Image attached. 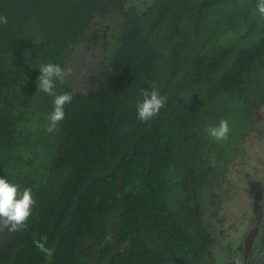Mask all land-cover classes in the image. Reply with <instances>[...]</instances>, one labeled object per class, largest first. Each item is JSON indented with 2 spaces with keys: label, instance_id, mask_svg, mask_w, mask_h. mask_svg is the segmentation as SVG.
I'll return each instance as SVG.
<instances>
[{
  "label": "trees",
  "instance_id": "trees-1",
  "mask_svg": "<svg viewBox=\"0 0 264 264\" xmlns=\"http://www.w3.org/2000/svg\"><path fill=\"white\" fill-rule=\"evenodd\" d=\"M0 17V177L36 201L25 227L0 222V264H214L231 191L264 200L257 0H0ZM42 62L70 73L53 131ZM150 86L165 104L143 122Z\"/></svg>",
  "mask_w": 264,
  "mask_h": 264
},
{
  "label": "clouds",
  "instance_id": "clouds-1",
  "mask_svg": "<svg viewBox=\"0 0 264 264\" xmlns=\"http://www.w3.org/2000/svg\"><path fill=\"white\" fill-rule=\"evenodd\" d=\"M257 12L264 16V0H257ZM0 23L6 24L7 19L0 17ZM37 68L40 73L36 81L37 92L51 97L52 111L48 116V131H53L55 125L65 116V105L72 100L71 93H57L56 86L58 83L63 84L70 73L54 62H42ZM141 96L136 103V114L138 120L146 122L159 114L164 107L165 98L155 86L143 90ZM228 131L226 121H221L217 127L209 129L210 135L217 139L225 138ZM35 203L31 188L21 190L18 184L6 177H0V222L7 226L9 231L15 232L26 226Z\"/></svg>",
  "mask_w": 264,
  "mask_h": 264
},
{
  "label": "rangeland",
  "instance_id": "rangeland-1",
  "mask_svg": "<svg viewBox=\"0 0 264 264\" xmlns=\"http://www.w3.org/2000/svg\"><path fill=\"white\" fill-rule=\"evenodd\" d=\"M254 194L256 195L255 190H252V186L248 183L246 186H239L235 192L231 191L227 200L228 205L234 210V214L226 217V223L222 224L223 229L221 228V224L211 225L214 236V249L212 253L214 264H228L230 262L228 261L229 255L232 257L234 254L242 261L243 242L238 240V234L236 233L239 230L241 220L239 222L236 217L239 214L240 219L247 218V228H251L254 225ZM261 247L263 249V246Z\"/></svg>",
  "mask_w": 264,
  "mask_h": 264
},
{
  "label": "flooded vegetation",
  "instance_id": "flooded-vegetation-1",
  "mask_svg": "<svg viewBox=\"0 0 264 264\" xmlns=\"http://www.w3.org/2000/svg\"><path fill=\"white\" fill-rule=\"evenodd\" d=\"M256 207H259L260 209H262V212H263L262 222L259 225V229H258L259 232H258V235L256 237V239H257L259 234H260L261 226H262V224L264 222V200L262 199L261 196H257L256 199H254V208L256 209ZM253 211H254V209H253ZM254 216H255V223H254L253 227H251V229L249 230L248 234L250 233V231L252 229L255 228L256 223H257V218H256L255 211H254ZM247 235H246V237H247ZM246 237H245V239H246ZM256 239H255V241H256ZM255 241H254L253 247L251 249V252L249 253L247 258H245V249H246V247H245V241H244L243 252H242V261H240V258H238L236 254H234L232 257H231V255H229L228 261H230V262H228V264H261V262L264 261V249H262V247H261V246H263V244H262L263 237H262L260 243H258L256 245V248H254ZM251 253H254L253 254L254 259L252 258V261L251 260L249 261V256H250ZM243 255H244V259H243ZM255 258H256V260H255Z\"/></svg>",
  "mask_w": 264,
  "mask_h": 264
},
{
  "label": "water",
  "instance_id": "water-1",
  "mask_svg": "<svg viewBox=\"0 0 264 264\" xmlns=\"http://www.w3.org/2000/svg\"><path fill=\"white\" fill-rule=\"evenodd\" d=\"M261 210V211H260ZM255 214H256V218H257V223L254 229H252L250 231V233L247 235L246 239H245V255L246 258L248 257L249 253L251 252V249L253 247L254 241L258 235L259 232V225L262 222V216H263V212L262 209H260L259 207H256V209L254 210Z\"/></svg>",
  "mask_w": 264,
  "mask_h": 264
}]
</instances>
